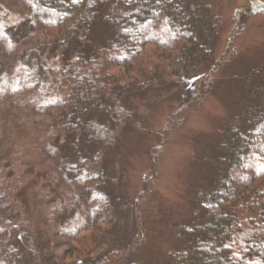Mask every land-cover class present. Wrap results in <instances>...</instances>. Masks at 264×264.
Returning <instances> with one entry per match:
<instances>
[{
	"label": "trees",
	"instance_id": "1",
	"mask_svg": "<svg viewBox=\"0 0 264 264\" xmlns=\"http://www.w3.org/2000/svg\"><path fill=\"white\" fill-rule=\"evenodd\" d=\"M22 4L42 36L23 48L17 43L10 58L0 51V147L13 110L28 108L32 119L46 116V127L16 116L15 142L1 150L10 158L0 155V264H118L144 241L141 210L163 145L183 113L197 108L214 77L236 60L246 18L264 5L248 0L234 11L217 54L219 12L198 0ZM3 23L0 16L5 33ZM258 74L262 82L246 87L214 145V178L193 196L189 220L178 225V245L155 264H264V65L255 64L245 76ZM150 89L158 97L174 93L181 102L149 149L128 232L115 219L125 198L117 145L128 126L142 130L145 115L133 121L132 99ZM19 140L25 142L21 154L12 157ZM27 198L51 221L46 215L29 221L19 210ZM203 202L210 208L203 210Z\"/></svg>",
	"mask_w": 264,
	"mask_h": 264
},
{
	"label": "rangeland",
	"instance_id": "2",
	"mask_svg": "<svg viewBox=\"0 0 264 264\" xmlns=\"http://www.w3.org/2000/svg\"><path fill=\"white\" fill-rule=\"evenodd\" d=\"M198 1L202 6L219 12V36L216 45L218 54L223 50L231 31L234 11L246 5L248 0ZM259 2L264 5V0ZM29 14L24 9L22 0H0V16L4 18V26L1 29L6 33L0 32V51L9 58L15 53L13 48L17 43L23 48L32 45L42 36L41 30H37L34 23L29 21ZM10 32L12 38L7 34ZM17 37H21V40L18 41ZM236 49V60L214 77L212 91L202 103L197 108L187 109L183 113L180 126L163 145L151 193L141 210L144 241L118 264H155L164 259L168 248L178 245V225L189 220L187 214L193 206V196L200 187L214 178L216 169L211 160L212 153L227 119L238 110L246 87L250 88L263 80L261 74L252 75L251 78L245 75L255 64L264 65V8L246 18L244 30L236 41ZM180 102L181 98L174 93L158 97L155 89L132 99L137 109L133 121H138L143 113L145 118L142 130L138 132L134 126H128L124 142L117 145L121 168L119 193L124 194L125 198L124 205L115 210V219L124 231L129 232L132 227L131 199L141 190L142 178L148 172L149 149L159 143L166 117ZM29 111L28 108H21L11 111L12 116L7 115L5 126L6 129L9 127V131L0 147L3 161L8 160L10 154L5 155L6 151L4 153L1 150L16 139V133H12L14 122H18L16 116L27 115L30 120L41 122L42 125L36 128L46 127V116L35 115L32 119ZM18 143L20 145L17 148L11 149L12 157L17 156L18 152L21 154L18 149H21L25 142L19 140ZM108 159L110 163L112 160ZM1 195L6 197V191L2 190ZM4 200L6 199L2 200V204L6 203ZM23 205L26 207L19 210L24 209V216L29 221H40V217L45 215L46 221H51L44 208L36 206L38 203L34 205L33 201L27 198L26 204ZM200 207L203 210L210 208L206 202ZM4 210L2 215L8 213V209ZM62 247L61 245L57 248V251H61Z\"/></svg>",
	"mask_w": 264,
	"mask_h": 264
},
{
	"label": "snow or ice",
	"instance_id": "3",
	"mask_svg": "<svg viewBox=\"0 0 264 264\" xmlns=\"http://www.w3.org/2000/svg\"><path fill=\"white\" fill-rule=\"evenodd\" d=\"M73 2H76V0H73Z\"/></svg>",
	"mask_w": 264,
	"mask_h": 264
}]
</instances>
